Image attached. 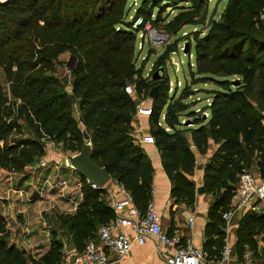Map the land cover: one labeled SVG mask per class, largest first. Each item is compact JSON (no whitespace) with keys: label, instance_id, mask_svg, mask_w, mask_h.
Listing matches in <instances>:
<instances>
[{"label":"trees","instance_id":"1","mask_svg":"<svg viewBox=\"0 0 264 264\" xmlns=\"http://www.w3.org/2000/svg\"><path fill=\"white\" fill-rule=\"evenodd\" d=\"M126 1L6 0L0 3V169L20 171L44 155L39 139L9 141L11 131L17 126V118L10 119L14 110L8 97L10 92L20 102L18 116L25 120L34 136L42 138L41 134H45L64 147L69 145L73 151H79L84 133L88 134L92 159L129 191L138 208L144 209L150 199L152 168L132 135L135 101L126 93L125 86L127 82L135 83L138 101L157 86L149 115V120L156 124L167 100L169 79L159 80L161 76L155 71L161 70L160 66L148 76L140 72L141 65L136 66L133 29L124 19ZM149 13L142 3L135 17L143 15L146 19ZM212 31L202 36L205 45L195 46L196 73L234 74L239 80L235 88L228 85L217 90L209 107L211 118L207 131L220 144L204 167L201 189L215 194L205 226L204 245L215 257L223 244L221 212L228 207L238 173L255 153L264 178L261 113L264 110V0H228L222 22H213ZM66 51L77 59L71 70L72 95L52 74L54 61ZM74 104L78 116L73 114ZM180 108L182 104L170 110L169 117L167 114L165 123L171 131L157 126L150 134L174 184L175 201L190 205L195 192L189 179L193 173V155L188 140L180 136L173 121V112ZM190 115L195 114L192 111ZM203 131V126L194 129L191 140L201 153L207 146ZM76 192L82 198L76 208L65 215L55 214L53 223L69 232L79 251L86 241L95 237L97 226L109 222L114 214L106 204L103 188H92L80 176ZM0 232V264H29L22 248L7 243L1 213ZM261 232L264 233V214L246 213L237 228V250L242 251L245 245L255 249L254 237ZM56 239L38 262L34 256L31 262L58 264L62 242L58 236Z\"/></svg>","mask_w":264,"mask_h":264},{"label":"rangeland","instance_id":"2","mask_svg":"<svg viewBox=\"0 0 264 264\" xmlns=\"http://www.w3.org/2000/svg\"><path fill=\"white\" fill-rule=\"evenodd\" d=\"M141 2L146 7V12H150L146 20L150 21L154 33L160 35V37L150 32V30H145L142 26H132L135 11L142 4ZM227 2L228 0H194L192 3L186 0H127L125 4L126 15L124 19L129 22L128 25L133 29L131 36L134 38L136 66L140 67L141 65L142 70L140 72L145 76L154 73L158 69L157 67L160 66L161 70L155 71L161 76L159 80L169 79V93H167V100L158 118L161 125L159 123L154 124L150 120L149 133L159 125L168 130L167 127L169 126L165 123L167 114H171L170 110H176L182 104L181 110L173 112L176 129L180 130L179 134L183 139L192 140V131L198 126H203V132L207 136V146L204 153L207 152L209 144L215 142L212 135L207 131L211 112L207 110L208 114L206 115L205 107H201V104H206L208 98L211 99L210 102L212 103L217 90H224L228 85L235 88L239 80L238 76L234 74H197L195 70V46L196 44H206L202 36L213 32V22L216 24L222 22V14ZM156 37L161 39L157 40ZM54 62L55 67L52 74L61 80L67 93L72 95L71 70L77 65V59L69 51H66L60 54ZM149 80L152 82L151 78ZM126 85H131L135 89V83L133 82H127ZM205 95L207 97L202 102L203 98L201 100V97ZM182 96H185L183 101H181ZM8 97L12 100V107L14 108L10 119L17 118V126L11 131L9 141L16 143L21 139L33 138L39 139L43 143V140H48L45 134H41L42 138L34 136L32 129L26 124L25 120L18 116L19 100L14 99L10 92H8ZM144 99L152 102L149 95L144 96ZM134 101L136 108L137 97H134ZM73 106V114L78 116L75 104ZM192 111L195 115H190ZM261 113L264 117V110ZM197 120H200V122H197ZM68 148L69 145L64 147L60 143L58 150H56L60 151V160L50 164L51 161L46 158L47 152H45L43 146L44 155L40 158L47 162L44 169L40 167L33 170L24 167L20 171L0 169V188L4 186V180L6 181V178L11 174L15 178L23 180L21 183L18 181L17 186H25V189L22 188L21 195L12 193L14 199L13 207L11 205L12 210L8 211L4 206L1 207L0 213L3 217L4 229L7 232V243L22 248L26 253L24 258L29 264H33L31 262L32 256L38 262L42 254L55 244L57 236L62 242V247L64 245L68 249L71 246L76 247L72 245L73 240L71 241L69 232L62 231L53 223L55 214L65 215L76 206L74 202L76 195L78 196L76 190L80 179L77 177L76 171L68 166L66 159L67 156L78 151ZM192 155L195 169L196 159L193 153ZM254 157H256V153L253 154L252 159ZM38 160L33 164L37 163ZM41 169L48 170L42 174L40 173ZM37 187L39 189L38 195L36 194ZM25 191L28 192V195ZM205 194L209 195L213 202L215 194L209 192H205ZM2 196L3 194L0 192V206L3 202ZM173 202H176L175 199H173ZM0 234L2 233L0 232Z\"/></svg>","mask_w":264,"mask_h":264},{"label":"built area","instance_id":"3","mask_svg":"<svg viewBox=\"0 0 264 264\" xmlns=\"http://www.w3.org/2000/svg\"><path fill=\"white\" fill-rule=\"evenodd\" d=\"M4 1L6 0H0V3ZM132 26H142L145 30L155 32L150 21L142 16H136L132 21ZM125 91L137 97L131 85H126ZM144 101V99H139L136 104L135 113L137 115H150L151 106L145 105ZM137 142L153 144L155 139L153 135L148 134L139 138ZM46 166L47 162L40 158L37 163L28 164L25 167L33 170ZM68 166L71 167L69 164ZM90 186L97 188L92 183ZM104 188L107 206L113 212L114 217L109 222L98 225L95 237L86 241L81 250L68 249L64 245L58 264H117L129 256L134 242L144 244L151 238H156L167 249L166 253L160 254L161 264H248L249 253L245 254L246 261H237L233 257L234 251L230 244H223L214 257L204 248L195 246L191 239L181 232L167 233L161 227L160 214L154 204L149 201L141 210L121 183L118 182L116 190L109 187ZM243 210L257 215L264 214V178L260 175L254 176L247 168H242L238 173L228 207L221 212V218L228 224L236 214ZM187 223L188 227L192 228L193 217H189ZM128 230L133 232L132 236L128 235Z\"/></svg>","mask_w":264,"mask_h":264},{"label":"crops","instance_id":"4","mask_svg":"<svg viewBox=\"0 0 264 264\" xmlns=\"http://www.w3.org/2000/svg\"><path fill=\"white\" fill-rule=\"evenodd\" d=\"M206 97H207L206 95L201 97V100L203 98L202 102H204V99ZM149 101L150 100L148 99L145 100L144 101L145 105L150 106L151 102ZM210 101L211 99L208 98L206 100V104L198 103V104H201V107L202 106L205 107L206 115L208 114L207 110H209V105L211 103ZM157 123L161 125L160 122L157 121ZM263 123H264V120H263ZM149 124H150L149 115L147 114L137 115L136 113L134 114L132 118V126H133V131H134L133 135H134L135 143L142 148L143 152L146 155V159L149 161L151 168H152L149 201H151L154 204L158 213L160 214L161 227L163 230H165L169 234L173 232H181V234L188 236L195 246L204 248V245L206 242L205 226L209 221L208 213H209L211 204L213 202L211 198L209 197V195L205 194V192L201 189L203 185V171H204L205 165L209 162L211 156L216 151L220 143L219 142L210 143L207 149V152L201 153L197 150L195 145H193L191 140L190 139L188 140L189 149H191V152L194 154L195 159H196V164H197L195 169L193 167L194 172L192 173L191 176H189V179L193 182L194 190H195L193 203L188 205L185 202H173V199H175L172 194V188L174 184L171 181L170 177L167 175L163 167L160 150L158 149L155 143L139 144L137 142L138 139L141 138L142 136L150 134L148 131L150 128ZM167 129L168 130L166 131L171 130V128L169 127H167ZM43 141H44L43 146L45 147V152H47L45 156L49 161H51L50 164L54 161L55 162L59 161L60 151L58 152L56 150H58L60 143L51 141L50 138H48V140H43ZM87 141L90 143L89 140ZM251 161L253 162H250L249 164H247L246 166L242 168H247L254 176L257 177L260 175V171L256 164V157H254V159H252ZM47 170L48 169L42 170L43 172L40 171V173L43 174ZM78 175L77 177L80 179V176ZM18 181L21 183V181L23 180H20V178H15L11 174V176H8L6 178V181L4 180L3 182L4 186H1L0 188V192L1 194H3L2 196L3 202H2L1 207L3 208L5 206V208L8 209V211L12 210V207L14 205L13 203L14 199H13L12 193H15V194L19 193V195H21L22 194L21 192H23L22 188L25 189V186L16 185ZM117 185H118V181L109 178V180L103 186L104 194H105L104 187H109V188L116 190ZM38 191L39 189L37 187L36 189L37 195H38ZM25 192L28 195V192L27 191ZM81 199H82L81 194H79L78 196H76V200L74 204L77 205L78 202L81 201ZM5 200H8V201L5 202ZM105 201H106V198H105ZM75 208L76 206H74L72 210ZM72 210H69V211L72 212ZM246 213H252V212L248 210H243L242 212L236 214V216L232 218V220L228 224H226L221 218L222 226H223L221 228L223 232V244L227 243L233 247V251H234L233 257L237 261H243V262L246 261L245 254L249 253L248 264H264V238H263L264 233L263 232L255 235L254 237L255 243H256L255 249L250 248L248 245H245L242 251L239 252L237 250V246H238L237 245L238 243L237 228H238L239 221ZM255 215L262 216V215H257V214ZM189 217H193V227L192 228L188 227L187 222H188ZM127 233L130 236L133 235L132 231L128 230ZM71 241H72V237H71ZM72 245H74V243ZM70 249H76V248L74 246H71ZM166 252H167V249L162 244H160L156 240V238H151L147 240L144 244H138L134 242L132 244L129 256L121 260L117 264H161L160 254L166 253Z\"/></svg>","mask_w":264,"mask_h":264},{"label":"water","instance_id":"5","mask_svg":"<svg viewBox=\"0 0 264 264\" xmlns=\"http://www.w3.org/2000/svg\"><path fill=\"white\" fill-rule=\"evenodd\" d=\"M157 74V72H155ZM157 92V86H154L149 91V97L155 98ZM88 134L84 133V141L80 150L67 156L68 164L79 174V176L85 178L88 182L94 184L97 188H103L104 184L109 180L110 174L103 167L98 165L91 156V145L87 141Z\"/></svg>","mask_w":264,"mask_h":264}]
</instances>
